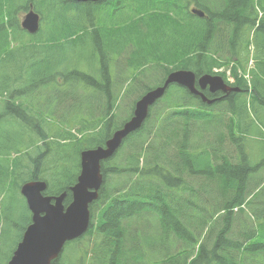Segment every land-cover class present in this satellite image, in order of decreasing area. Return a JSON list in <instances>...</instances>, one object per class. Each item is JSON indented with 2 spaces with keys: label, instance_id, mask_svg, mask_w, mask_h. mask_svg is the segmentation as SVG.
Listing matches in <instances>:
<instances>
[{
  "label": "trees",
  "instance_id": "16d2710c",
  "mask_svg": "<svg viewBox=\"0 0 264 264\" xmlns=\"http://www.w3.org/2000/svg\"><path fill=\"white\" fill-rule=\"evenodd\" d=\"M192 4L206 17L191 15ZM31 6L42 16L35 35L20 25ZM260 12L264 0H0V204L11 199L5 216L0 209V244L11 230L22 237L30 223L25 182L44 180L47 194L67 192L65 205L72 201L82 151L104 145L129 119L119 123L114 109L124 85L127 97L139 94L149 69L210 71L217 40L225 45L251 32ZM257 41L261 68L264 37ZM260 73L252 72L254 109L264 108ZM169 93L102 163L90 228L67 244L71 253L80 250L82 264H264V203L255 200L264 192V159L253 163L243 147L228 145L187 90ZM201 119L216 134L212 145L202 140ZM253 121L251 133L260 131ZM251 148L264 151L255 141ZM199 179L210 183L215 208L202 205Z\"/></svg>",
  "mask_w": 264,
  "mask_h": 264
},
{
  "label": "water",
  "instance_id": "95a60500",
  "mask_svg": "<svg viewBox=\"0 0 264 264\" xmlns=\"http://www.w3.org/2000/svg\"><path fill=\"white\" fill-rule=\"evenodd\" d=\"M193 12L204 16L200 11ZM22 27L31 34L37 33L40 29V16L33 9L30 10L22 22ZM200 82L211 84L212 90L223 88L222 80L210 75L203 76ZM195 83L196 76L191 71L180 70L171 73L163 86L151 90L137 102L131 120L117 130L104 146L83 151L81 172L77 183L70 188L72 202L68 206L64 205L67 192L60 196H46L44 195L47 189L46 182L33 181L24 184L21 193L32 213L31 224L8 264H52L59 258L68 242L87 233L91 222L90 206L98 199L104 184L102 162L113 157L123 141L142 127L150 108L165 95L171 84L186 87L190 92L197 94Z\"/></svg>",
  "mask_w": 264,
  "mask_h": 264
},
{
  "label": "flooded vegetation",
  "instance_id": "af4514ba",
  "mask_svg": "<svg viewBox=\"0 0 264 264\" xmlns=\"http://www.w3.org/2000/svg\"><path fill=\"white\" fill-rule=\"evenodd\" d=\"M218 1L224 2V0ZM244 12V19L249 18L251 16V10H247L246 6L244 8ZM262 24H264V13L260 12L254 30L249 32L250 34H242L239 31L240 38L235 42H231V47L234 50H239L238 53L240 54V57H234L235 62L241 61V66L243 68L245 65L244 56L247 50L245 47L247 43V38L248 36H250V38L253 37V39L258 43L257 40L262 39L264 37V32L259 30ZM233 27L235 30L238 29V27L235 25ZM244 30L247 31L248 28L245 27ZM262 62L264 64V60H262ZM226 85L228 86V88H226L225 91L216 93H211L208 87L202 89L197 86L200 93H202L205 97L210 100H215V102L211 105L205 102L202 103L207 106H218L219 108L225 109V111L230 113V117L223 121L222 124H220L222 128H224L228 132L232 134L239 133L240 135L251 132V119L250 116L247 114L246 102H250L251 97L255 93V89L253 87V77L251 76L250 80L244 78L235 80L233 83H228ZM200 100L202 101L201 97ZM238 115H241L242 119L239 118ZM226 137L228 138V134ZM246 144L247 142L241 136L234 137V145L236 148H242Z\"/></svg>",
  "mask_w": 264,
  "mask_h": 264
},
{
  "label": "rangeland",
  "instance_id": "374dc122",
  "mask_svg": "<svg viewBox=\"0 0 264 264\" xmlns=\"http://www.w3.org/2000/svg\"><path fill=\"white\" fill-rule=\"evenodd\" d=\"M25 17V14L21 15V19L23 20V18ZM21 20V21H22ZM75 65L71 66L74 67ZM70 67V66H69ZM66 71H71V68H69ZM131 73H135L133 70L130 71ZM164 74H159L157 72H155V69H149L146 73H145V80H141L140 82H138V87L140 88L139 90V94L137 95H142L143 93H145V91L147 90L148 87H153V86H157L158 84H161L164 80ZM75 82V81H74ZM78 99H80L82 102H87L89 103V105H93L94 106V100L93 97L91 95H81V96H77ZM126 99V97H124L118 104L117 108L115 109V112L119 113L120 112V107L122 105V103L124 102V100ZM43 103H46V100L42 101ZM127 104H129V101L127 102ZM92 106V107H93ZM124 106V103H123ZM75 108V107H74ZM132 114V110H126L124 111L119 118V123H122L125 120V117H129ZM256 121L259 124H262V120L261 118L256 117ZM250 150V159L253 163L256 162H260L261 159L263 158L264 152H259V150L257 148H251ZM202 181V182H201ZM199 184L202 190L201 196H200V201L202 203L203 206L206 205V201H211L212 202V208H215V198L217 197L216 195H214L212 192L209 191V188L211 187L210 183L207 181H203L201 179H199ZM61 186V184H57L56 185V189H59V187ZM63 186V185H62ZM54 189V190H56ZM19 196V195H18ZM20 198V197H19ZM256 201H262L264 203V192L261 194V196L259 198L255 199ZM11 203V199L9 197H5V200L0 204V209L2 212V216H5V214L7 213V209L8 206ZM260 204L257 205V207L260 210H263V208H261L259 206ZM15 212V211H14ZM14 216V215H13ZM14 219L17 223H21L20 219H21V213L17 212L16 215L14 216ZM27 226V224H23L22 227L25 229V227ZM21 237V232H16L14 230H11V232L6 235L2 240H1V244H0V264H5L8 259L10 258L13 249L17 246V244L19 243ZM75 252L74 254L71 253L72 249H69V246L67 245L61 255V261L63 260H67L68 258H74L73 261H76V258H78L81 261L85 260L84 254L81 253L80 250L73 249ZM81 264V263H80ZM86 264V263H84Z\"/></svg>",
  "mask_w": 264,
  "mask_h": 264
},
{
  "label": "bare ground",
  "instance_id": "6f19581e",
  "mask_svg": "<svg viewBox=\"0 0 264 264\" xmlns=\"http://www.w3.org/2000/svg\"><path fill=\"white\" fill-rule=\"evenodd\" d=\"M227 248H229V247H227Z\"/></svg>",
  "mask_w": 264,
  "mask_h": 264
}]
</instances>
